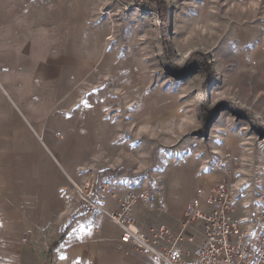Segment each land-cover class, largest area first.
Wrapping results in <instances>:
<instances>
[{"label": "rangeland", "instance_id": "374dc122", "mask_svg": "<svg viewBox=\"0 0 264 264\" xmlns=\"http://www.w3.org/2000/svg\"><path fill=\"white\" fill-rule=\"evenodd\" d=\"M76 4L80 21L61 27L88 44L89 58L78 70L74 121L63 117L64 133L78 125L84 145L74 159L79 173L69 169L67 180L81 185L85 176L107 173L113 196L138 195L141 231L179 223L202 176H216L208 187L229 183L236 211L250 213L252 205L241 207L255 202L264 183V150L257 149L264 138V0ZM194 52L206 57L209 77L197 65L186 68ZM6 97L7 88L0 102Z\"/></svg>", "mask_w": 264, "mask_h": 264}, {"label": "crops", "instance_id": "0c3cea01", "mask_svg": "<svg viewBox=\"0 0 264 264\" xmlns=\"http://www.w3.org/2000/svg\"><path fill=\"white\" fill-rule=\"evenodd\" d=\"M78 13L66 0H0V264H149L117 249L118 228L88 213L66 179L69 169L79 173L84 145L78 125L64 133L63 117L74 121L89 46L61 26ZM106 174L93 177L100 193ZM98 199L116 214V201Z\"/></svg>", "mask_w": 264, "mask_h": 264}, {"label": "built area", "instance_id": "2783aa9c", "mask_svg": "<svg viewBox=\"0 0 264 264\" xmlns=\"http://www.w3.org/2000/svg\"><path fill=\"white\" fill-rule=\"evenodd\" d=\"M4 68L0 62V97L6 96ZM264 150V138L257 141ZM88 213L108 218L120 229L116 247L132 249L147 258L149 264H264V183L251 211H236V196L229 183L197 187L176 225L163 223L158 228L141 231L134 224V199L113 196L109 182H103L101 193L92 177L81 185L68 181ZM116 199V214L107 213L98 198Z\"/></svg>", "mask_w": 264, "mask_h": 264}, {"label": "trees", "instance_id": "16d2710c", "mask_svg": "<svg viewBox=\"0 0 264 264\" xmlns=\"http://www.w3.org/2000/svg\"><path fill=\"white\" fill-rule=\"evenodd\" d=\"M168 62V61H167ZM169 64V66H170V68L175 72V73H178L179 72V69H177L176 67H174V66H172V65H170V63H168ZM192 65H197V66H199L201 69H203L205 72H206V74H207V76L209 77L210 75V73H209V66H208V64H207V61H206V57L203 55V54H201V53H198V52H194V53H192L189 57H188V59H187V62H186V68L187 67H189V66H192ZM210 79V78H209ZM237 110V112H238V114L240 115V114H242V111L240 110V109H236ZM243 115V114H242ZM243 117L247 120V121H249V122H251V123H253L254 121H253V119H251L250 117H247V116H244L243 115ZM256 128V127H255ZM259 134H261V135H263V132L261 131V130H259L258 128H256L255 129Z\"/></svg>", "mask_w": 264, "mask_h": 264}, {"label": "bare ground", "instance_id": "6f19581e", "mask_svg": "<svg viewBox=\"0 0 264 264\" xmlns=\"http://www.w3.org/2000/svg\"><path fill=\"white\" fill-rule=\"evenodd\" d=\"M72 4H74V6H76L77 4H76V0L74 1V3H72ZM77 18L78 17H74L71 21H69V22H71V23H74L75 21H77V22H79L78 20H77ZM10 101V100H9ZM95 110H97L98 112H99V106L98 105H94L93 104V106H92V109L90 110V116L91 117H95V115H96V112H95ZM22 116V115H21ZM25 120V119H24ZM43 146V145H42ZM44 148H45V146H44ZM49 152V151H48ZM51 156H53V155H51ZM54 157V156H53ZM55 159V158H54ZM55 162H56V160H55ZM57 165H59V164H57ZM59 168H61L60 166H59ZM65 172V171H64ZM64 174V173H63ZM66 179H71V180H73L71 177H70V175L67 173V175H66ZM215 181H216V176L214 177L213 175H210V176H202V177H200V179L198 180V183H200V184H203V186H201V187H204V188H207L208 187V185H209V183H215ZM188 182V178L185 180L184 179V184H186ZM222 183V182H221ZM221 183H219V184H221ZM76 185V184H75ZM188 185V184H187ZM217 185V184H216ZM76 186H78V185H76ZM199 187V186H198ZM176 192V191H175ZM185 208V207H184ZM112 223V222H111ZM113 224V223H112ZM114 225V224H113ZM116 226V225H115ZM117 227V226H116ZM118 228V227H117ZM118 230H119V232H121L120 231V229L118 228Z\"/></svg>", "mask_w": 264, "mask_h": 264}]
</instances>
